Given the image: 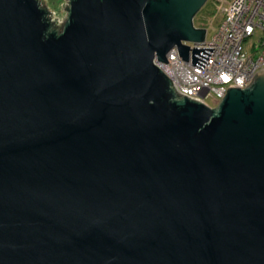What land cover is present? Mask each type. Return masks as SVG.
I'll list each match as a JSON object with an SVG mask.
<instances>
[{
	"label": "water",
	"instance_id": "water-1",
	"mask_svg": "<svg viewBox=\"0 0 264 264\" xmlns=\"http://www.w3.org/2000/svg\"><path fill=\"white\" fill-rule=\"evenodd\" d=\"M208 0H0V264H264V69L210 108Z\"/></svg>",
	"mask_w": 264,
	"mask_h": 264
},
{
	"label": "built area",
	"instance_id": "built-area-1",
	"mask_svg": "<svg viewBox=\"0 0 264 264\" xmlns=\"http://www.w3.org/2000/svg\"><path fill=\"white\" fill-rule=\"evenodd\" d=\"M221 20L210 38L193 47L214 48L203 70L181 60L177 48L167 55V62L155 65L172 81L175 90L189 99L214 108L230 87L240 89L250 84L253 75L264 69V0H216ZM203 28V27H202ZM255 40L251 52L244 50L247 40Z\"/></svg>",
	"mask_w": 264,
	"mask_h": 264
},
{
	"label": "rangeland",
	"instance_id": "rangeland-1",
	"mask_svg": "<svg viewBox=\"0 0 264 264\" xmlns=\"http://www.w3.org/2000/svg\"><path fill=\"white\" fill-rule=\"evenodd\" d=\"M216 0H209L207 4L199 11L194 19V26L196 28L207 29V37L210 38L213 34L215 28L221 20V14L215 3ZM39 2L46 8V10L52 14L51 21L55 23L56 26L62 27L64 18L67 17V12L65 11L66 2L69 0H39ZM255 40H247L244 43V50L246 52H251Z\"/></svg>",
	"mask_w": 264,
	"mask_h": 264
},
{
	"label": "trees",
	"instance_id": "trees-1",
	"mask_svg": "<svg viewBox=\"0 0 264 264\" xmlns=\"http://www.w3.org/2000/svg\"><path fill=\"white\" fill-rule=\"evenodd\" d=\"M52 24H53L54 28H56V29H59V30H60V27L56 26V25H55V23H53V22H52Z\"/></svg>",
	"mask_w": 264,
	"mask_h": 264
},
{
	"label": "flooded vegetation",
	"instance_id": "flooded-vegetation-1",
	"mask_svg": "<svg viewBox=\"0 0 264 264\" xmlns=\"http://www.w3.org/2000/svg\"><path fill=\"white\" fill-rule=\"evenodd\" d=\"M209 1V0H208ZM207 4V3H206Z\"/></svg>",
	"mask_w": 264,
	"mask_h": 264
}]
</instances>
